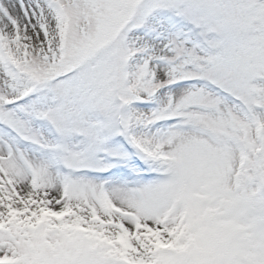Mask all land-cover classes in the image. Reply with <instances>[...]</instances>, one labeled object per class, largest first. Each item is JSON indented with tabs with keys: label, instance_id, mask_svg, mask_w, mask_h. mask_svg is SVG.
<instances>
[{
	"label": "snow or ice",
	"instance_id": "obj_1",
	"mask_svg": "<svg viewBox=\"0 0 264 264\" xmlns=\"http://www.w3.org/2000/svg\"><path fill=\"white\" fill-rule=\"evenodd\" d=\"M0 264H264V0H0Z\"/></svg>",
	"mask_w": 264,
	"mask_h": 264
}]
</instances>
